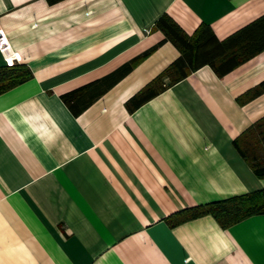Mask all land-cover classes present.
I'll list each match as a JSON object with an SVG mask.
<instances>
[{"label": "crops", "instance_id": "crops-1", "mask_svg": "<svg viewBox=\"0 0 264 264\" xmlns=\"http://www.w3.org/2000/svg\"><path fill=\"white\" fill-rule=\"evenodd\" d=\"M164 14L214 37L131 110L181 56ZM263 16L264 0H0V66L32 73L0 94V264H264V214L168 222L264 189L235 143L264 119V49L236 64Z\"/></svg>", "mask_w": 264, "mask_h": 264}, {"label": "trees", "instance_id": "trees-1", "mask_svg": "<svg viewBox=\"0 0 264 264\" xmlns=\"http://www.w3.org/2000/svg\"><path fill=\"white\" fill-rule=\"evenodd\" d=\"M48 1L50 3H55L58 0ZM155 25L165 34V38L162 40V42L166 40L173 42L180 50L181 56L172 62L159 76L153 79L127 102V105L131 110L135 109V107L141 105L164 90L166 88L163 80L164 77L168 76L171 79V83H175L187 76V74L190 72L188 67H197V64L193 62L197 59V51L200 46L202 38L201 36L203 35L204 30L209 31L212 37H214L210 27L205 25L201 26L197 34L191 36L185 32L183 28L168 14L162 15L157 20ZM256 27L261 32V37H264V16L256 20L242 31L238 32V34ZM155 48L156 46L150 51ZM263 49L264 45H261L257 49H254L251 52L243 55L242 58H238L236 64L252 57L254 54L262 51ZM132 66L133 65H130L128 67V71ZM219 73L222 74L224 72ZM31 76V71L23 64L0 66V94L15 87L18 84L25 82L31 78ZM263 89L264 82H262L254 90L253 94H257ZM78 91L80 90L77 89L63 95L64 101L70 105ZM243 136L245 140H247V143H251L249 146L245 145V147H241L238 142L235 143L245 158L251 162L256 175L262 178L264 177V157H260L258 155L255 150L256 146L253 145L256 143L260 144V147L264 145V119L251 126ZM209 214L215 217V219L224 228L234 225L252 215L264 214V189L212 201L206 204L188 207L173 215L168 219V222L174 226L178 223Z\"/></svg>", "mask_w": 264, "mask_h": 264}]
</instances>
